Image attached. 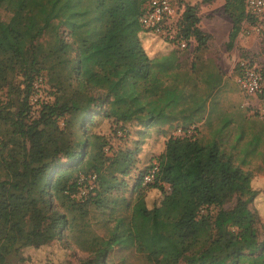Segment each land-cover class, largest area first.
Segmentation results:
<instances>
[{"label": "trees", "instance_id": "16d2710c", "mask_svg": "<svg viewBox=\"0 0 264 264\" xmlns=\"http://www.w3.org/2000/svg\"><path fill=\"white\" fill-rule=\"evenodd\" d=\"M147 2L0 0V9L10 15L0 19V264L22 248L61 240L71 223L68 213L85 216L89 204L110 209L113 227L106 236L92 238L90 256L79 264H113L114 256L120 264H131L132 257L140 264H264V229L260 239L259 215L250 208L256 191L226 209L213 183L198 198V209L182 215L162 184L174 186L171 166L160 161L148 184L143 176L153 165L138 171L130 185L125 178L135 165L132 152L119 147L109 155L110 141L93 131L102 119L116 125L114 133L139 125L142 138L151 127L164 133L165 127L187 131L203 124L213 126L205 143L213 154L228 153L242 167L264 156V145L247 146L253 136L246 131L254 129L256 135L258 119L225 112L214 96L223 80L220 71L204 72L200 81L181 75V50L175 48L148 60V69L139 67L135 75L118 58L101 60L108 32L117 25H139ZM225 12L232 22L231 48L247 19L245 0H225ZM198 23L197 5L186 4L180 36L195 41L192 51L209 38ZM43 71L56 93L33 116L29 99ZM176 142L170 141L167 150ZM233 167V174L224 173V184L241 175L240 167ZM82 187L89 191L81 201L76 194ZM148 189H156L160 199L147 204Z\"/></svg>", "mask_w": 264, "mask_h": 264}, {"label": "rangeland", "instance_id": "374dc122", "mask_svg": "<svg viewBox=\"0 0 264 264\" xmlns=\"http://www.w3.org/2000/svg\"><path fill=\"white\" fill-rule=\"evenodd\" d=\"M175 1L179 6L182 4L197 5L198 27L203 33L209 35L206 45L198 51L181 50L178 53L181 75L188 74L193 79L200 81L199 79H203L204 72L211 69L220 71L223 77L222 84L214 94L219 100L220 107L225 112H242L257 118L258 120L254 119L255 123L257 122L256 124L259 125L257 134L253 136V140L248 139L247 146L252 150L256 144L263 146L264 122L261 121H264V100L247 96L239 88L236 79L239 61L248 62L264 73V35L255 34L252 32V26L244 23L233 46L228 48L232 22L225 12V0H211L209 3H204L203 0ZM9 17L10 15L6 11L0 9L1 20L7 21ZM108 34L110 36L104 39L101 44L104 47L101 60L109 57L118 58L127 66L132 75L137 73L139 67L146 71L148 60L169 55L174 49L158 37L145 33L137 24L117 25ZM46 39L48 40L49 37ZM67 40L69 41V39ZM194 63L195 67L193 68ZM34 83H37L38 89L34 88L31 102L34 107L33 116H37L42 107L41 104L52 101L56 91L45 71L35 79ZM200 87L203 88L202 85ZM238 115L233 116L235 120H240ZM99 116L100 114L96 113V119H99ZM99 121L100 123L93 131L110 141L112 149L107 153L112 155L114 151L122 147L128 152H132L135 158V165L130 171V176L125 178L130 185L138 171L144 172L151 165L158 164L160 161L163 165L172 167L174 176L171 177V181L174 186L172 187L169 182L164 181L162 184L165 190L174 196L176 207L182 215L188 216L198 209V198L213 183H215L214 191L217 194V200L222 201L223 207L226 209L232 207L239 196L245 199L249 191H256V197L250 208L259 215L257 226L260 239H262L264 229V160L260 158L251 160L250 158L253 165L242 167L234 157L230 159L228 153L225 155L213 154L208 148H205V143L210 139V128L213 126L206 127L203 124H196L188 128L187 131H183L181 127L169 131L165 127L164 133L159 132L156 127H151L144 131L142 138L140 133L143 131V127L139 125H127L125 131L128 132V136L126 137V132H122V130L114 133L116 125L111 120L102 119ZM179 130L181 131L179 132ZM176 140L178 142L174 144L175 147L172 150H167V144ZM235 165L240 167L241 175L236 176L234 181L224 184L222 179L224 173L233 174ZM224 166L225 171L222 170ZM80 181H84V178H81ZM88 185L90 189L95 187L93 179L89 180ZM88 191L82 187L76 194V199L81 201L86 199ZM145 199L147 204H150L154 200H159L160 194L156 189H148ZM86 209L87 215L85 216H81L77 212L68 213L71 223L63 231L61 240L53 241L40 248H22L18 254L9 257L6 264H79L81 260L90 256L87 247L92 238L106 236L108 230L113 227L110 209H95L91 204L87 205ZM129 261L131 264H140L135 257ZM112 263L120 264V258L114 256Z\"/></svg>", "mask_w": 264, "mask_h": 264}, {"label": "built area", "instance_id": "2783aa9c", "mask_svg": "<svg viewBox=\"0 0 264 264\" xmlns=\"http://www.w3.org/2000/svg\"><path fill=\"white\" fill-rule=\"evenodd\" d=\"M185 6H179L175 0H148L144 13L138 18V23L145 33L156 36L164 43L182 51L189 50L193 41L184 40L180 36L182 14ZM245 24L252 26V32L264 35V0H245ZM253 19L254 24L247 20ZM237 79L239 88L247 95L264 100V74L248 62L237 63ZM38 89L37 83L34 87ZM34 95V93L32 94ZM32 95L30 104L33 105ZM37 96V95H36ZM181 130H179L180 132ZM158 166L154 164L143 176V183H152L157 175ZM94 179V177H92Z\"/></svg>", "mask_w": 264, "mask_h": 264}, {"label": "crops", "instance_id": "0c3cea01", "mask_svg": "<svg viewBox=\"0 0 264 264\" xmlns=\"http://www.w3.org/2000/svg\"><path fill=\"white\" fill-rule=\"evenodd\" d=\"M182 6H183V8H184L185 4H182ZM240 35H241V34H240ZM195 45H196V44H195V41L193 40L192 43H191V45H190V47H189V50H187V51H190V52H191V51L194 49ZM172 50H173V49H172ZM172 50H171V51H172ZM190 52H189V53H190ZM246 116L249 117V118L251 117L250 115H247V114H246ZM252 120H254V119H252ZM249 121L251 122V120H249ZM246 132H247V134H249L250 136H254V134H255V130H254V129H247ZM262 141L264 142V138H263ZM261 147L263 148V146H261ZM261 157H262L261 160H263V157H264V156L262 155ZM248 164L253 165L252 162H251V163H248Z\"/></svg>", "mask_w": 264, "mask_h": 264}]
</instances>
